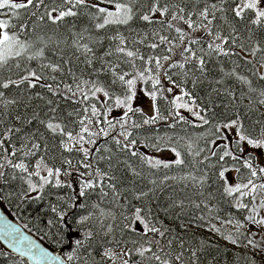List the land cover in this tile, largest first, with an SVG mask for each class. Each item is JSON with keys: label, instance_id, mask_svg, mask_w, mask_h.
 Instances as JSON below:
<instances>
[{"label": "snow or ice", "instance_id": "6c2138e0", "mask_svg": "<svg viewBox=\"0 0 264 264\" xmlns=\"http://www.w3.org/2000/svg\"><path fill=\"white\" fill-rule=\"evenodd\" d=\"M226 12L243 28L224 34L216 21ZM47 25L55 26L52 35ZM60 26L68 28L67 39ZM258 32L264 33V0H0V198L45 204L53 214L49 230L68 239L70 251L66 261L50 257L2 218L0 238L34 264H216L214 255L208 259L214 245L193 246L160 217L162 210L179 221L185 199L157 202L171 179L203 197L186 198L188 205L212 212L206 189L213 174L220 195L246 215L224 219L226 234L216 224L210 230L246 250L234 254L233 264H256L264 253V87H253L252 79L264 81ZM66 48L83 68L65 59ZM212 57L236 60L227 70L220 63L219 78L209 79ZM228 80L247 90L237 95ZM204 84L200 96L195 89ZM143 96L151 100L148 111ZM34 98L44 101L43 118ZM59 100L75 107L61 114ZM162 121L204 132L153 137L150 146L168 158L141 152L139 137ZM161 169L182 175L153 178ZM180 227L188 231V223ZM127 233L136 237L131 248Z\"/></svg>", "mask_w": 264, "mask_h": 264}, {"label": "trees", "instance_id": "16d2710c", "mask_svg": "<svg viewBox=\"0 0 264 264\" xmlns=\"http://www.w3.org/2000/svg\"><path fill=\"white\" fill-rule=\"evenodd\" d=\"M229 5H226L225 7H228ZM217 25L223 30L224 34H228L233 28V26L238 28H243V21H239L237 19L233 18V15L231 12L226 13H217ZM65 24L70 27L71 26V18H69L68 21L65 22ZM42 28H45V30L48 31V35H52V29L55 28V26L47 25L42 26ZM59 35L63 36L64 38L67 37V31L68 28L65 26H60L59 29H57ZM195 37H202L204 36L201 32L193 33ZM256 39H264V33H259L255 37ZM205 40H209V38L204 37ZM210 42V40H209ZM206 46V45H205ZM65 59L71 58L73 60V64L76 65L79 68H83L84 65L80 64L79 62L75 61V57L72 55V50L69 48H66L65 50ZM46 55L50 59L56 60L58 59V55H53L51 51L46 52ZM179 58V57H177ZM236 58L233 57L232 60H229L225 57H212L209 60L208 68L211 70L209 79H212L213 77L219 78V72L218 67L220 63H223L225 69H230L233 67V61H235ZM37 62H33L32 66L36 67ZM242 74L246 73V68L242 67L239 69ZM254 83L253 87L260 88L264 87V81H258L256 78H252ZM227 85L229 87L234 88V90L237 92V95L240 94L241 90L246 91L247 88L244 85H240L239 83H234L231 80H228ZM42 92H46V90H40ZM208 90V85L204 84L198 88L195 89L197 93H199L200 96H204L205 92ZM36 91V90H33ZM21 99L24 100V97L21 96ZM26 102V101H25ZM60 104V111L61 114H64L68 111H71L75 105H72L70 101H58ZM33 107H36L39 105V108H37L38 111L41 112V118L44 117V112L46 111V108L44 106V101H41L39 99L34 98L31 101ZM244 104H247V100L244 101ZM163 107V105H162ZM21 111H23V108H21ZM243 111V109H242ZM262 111V109H261ZM31 109L28 111V115H31ZM165 115H167V111L164 112ZM139 117V114L137 116ZM257 118L256 115H251V119L255 120ZM247 123V121H245ZM36 127H41V130L43 131L42 126L35 125ZM33 127V126H29ZM155 129V131H144V134L139 137V140L141 142L140 151L145 152L147 154H163L169 157V153L167 151L164 152H157L154 147H151L152 138L159 135H173V134H179V135H185L195 137L197 134H202L204 132L203 128H194L190 125H177L175 129H171L168 127V124L165 122H160L157 125L151 126ZM148 126H146V129ZM51 145V141H49ZM201 145H203V141L200 142ZM52 155H57V150L53 148ZM167 173L169 176H179L182 175V173L177 170H167V169H161L156 172V175L153 177L157 180L163 179L164 174ZM232 175V174H231ZM230 175V177H231ZM210 183L211 188L206 189V191H211L213 193V198L209 202V206L213 207V211L209 212L207 208H204L203 206L200 209L195 208L193 205H188V200L186 198H190L193 201L199 202V200L203 199V197H200L196 194L195 189L188 187L185 188L182 184L173 181L168 180L166 181V185H169V187H164L162 192L157 193L158 196V203L160 205H166L169 202V196H171L174 199H185V203L187 205L185 209V214L181 217L179 221H176L172 219L171 215H165V213L161 210L160 217L164 221V223L170 227L175 229L177 233H180L183 238L186 241H189L192 243L193 246H196L200 240H205L209 242L210 244L214 245V247L211 249V255L208 256V259H211V256L214 255L216 257V264H233L235 260L238 259L234 254L235 253H244L246 250L238 249L234 247H230L226 245L223 241V235L219 233V238H216L203 230H199L198 228L203 226H209L210 224H214L211 220H217L219 222H222L224 219L232 218L233 220H243L244 216L246 215V212L243 210H237L232 205L235 203L231 198H225L220 195V192L218 191V188L220 186V181L218 177H216L213 174H210ZM0 201L2 205L5 207V209L9 212V214L17 221L19 222L24 228H26L29 232H31L35 237H37L40 241L44 242L47 246L55 249L60 250L64 259L66 260L67 254L70 251V245L69 240L62 238L59 234H55L54 230L50 231L46 221L49 218H52V213L46 211V205L40 204L32 201L27 202H21L18 199H8V198H0ZM203 216L204 219L200 220L197 219V217ZM217 216H219L220 219H217ZM92 223H95L93 221ZM183 223H188V231L182 232L180 225ZM219 227V226H217ZM76 225L73 224V230H75ZM83 232V229L80 230ZM222 231L226 234L229 229H223ZM119 233V230H117ZM69 238H71V234H69ZM117 238H120L118 235ZM131 233H127L123 236V239L127 241V247L131 248L133 245L131 244V240L135 239ZM100 239L99 237L97 238ZM93 248L97 249V252L99 249L97 248V245L94 243ZM117 250H120L119 248ZM0 253H6L7 255H0V264H27L24 260L13 256L9 252H7L2 246H0ZM95 259L97 262H99L100 257L97 254L95 256ZM133 259H138L137 257H133ZM72 264H79L78 261L72 262ZM204 264H207V259L204 261ZM239 264H243V261H239ZM256 264H264V258L261 255H258L256 257Z\"/></svg>", "mask_w": 264, "mask_h": 264}, {"label": "water", "instance_id": "95a60500", "mask_svg": "<svg viewBox=\"0 0 264 264\" xmlns=\"http://www.w3.org/2000/svg\"><path fill=\"white\" fill-rule=\"evenodd\" d=\"M0 218L6 220L8 223L14 225L15 227L19 228L20 232L23 233L25 236L29 237L30 240L34 241L36 245L40 248L44 249L49 253L50 257H59L61 260H65L60 250H55L49 246H47L44 242L40 241L37 237H35L31 232H29L24 226H22L19 222H17L5 209L0 201ZM2 226V225H0ZM0 246H2L7 252L16 256L22 260H24L27 264H34V261L29 259L27 256H21L18 252L14 251L10 246L9 239L0 238ZM66 261V260H65ZM49 264H57L56 261H50Z\"/></svg>", "mask_w": 264, "mask_h": 264}, {"label": "rangeland", "instance_id": "374dc122", "mask_svg": "<svg viewBox=\"0 0 264 264\" xmlns=\"http://www.w3.org/2000/svg\"><path fill=\"white\" fill-rule=\"evenodd\" d=\"M141 103L143 104L145 110L148 111V106L151 104V100H150V98H148L147 96H143V97H142V101H141ZM261 109H262V111H264V108H261ZM149 114H151V113H149ZM183 114H184L185 116H187V117L189 118V120H194V118H193L189 113L184 112ZM148 155H151V156H157V157H161V158H168L166 155H163V154H148ZM228 175H229V177H230L231 173H229ZM262 214H264V213H262ZM211 221H212L214 224H216L217 226L222 227L223 229H229V227H225V226H223V225H222V222H219V221H217V220H211ZM198 229H199V230H203L204 232H206V233H208V234H210V235H212V236H214V237H216V238H219V233H214L213 231H211L209 226H203V227H200V228H198ZM262 234H264V233H262ZM223 241H224V243H225L226 245H228V246H230V247H234V248H238V249H243L242 247H236V246H233L230 242H228V241L225 240L224 238H223ZM117 251H119V250H117ZM260 255L264 258V253H261ZM117 264H120V261H117Z\"/></svg>", "mask_w": 264, "mask_h": 264}]
</instances>
